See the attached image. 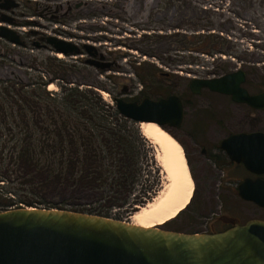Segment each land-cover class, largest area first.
<instances>
[{
	"label": "rangeland",
	"instance_id": "rangeland-1",
	"mask_svg": "<svg viewBox=\"0 0 264 264\" xmlns=\"http://www.w3.org/2000/svg\"><path fill=\"white\" fill-rule=\"evenodd\" d=\"M143 2L145 6L140 8ZM143 2L141 0L84 2L94 7V18L87 22L94 27L91 35L101 38L97 39V42L100 40L103 43V51L114 53L108 57V60L116 61L119 64V70L101 72L80 63L76 64L75 69L68 66H65L66 69H56L52 66L54 69L49 67L44 70L45 66L41 63L53 56L48 52L34 49L32 53L28 49L25 52L28 55H21L20 53L24 52L20 48H16L20 52L14 56L16 63L11 60L1 63L14 69L17 74L13 77L23 82L36 85L43 81L44 85L54 84L55 91H48L47 85L43 87V90L49 94L48 98L56 99V104L61 102L69 89H78L83 92L86 96L83 100L89 99L92 103L96 102V99L91 92H95L100 96L103 104L111 107H114L113 97L120 96L122 87L129 89L121 96L124 100L135 97H140L141 100L143 96L154 100L168 94L172 89L185 95L191 79L218 77L238 68L247 72L245 87L251 93L264 90V7L262 3L256 2L253 6L252 2L244 7L241 0H144ZM113 3H121L126 9L120 12L123 19L110 14L109 11L114 9ZM137 12L141 18L136 16ZM87 30V28L84 31L81 30L83 34L80 33V35H87ZM209 33L226 39L228 46L235 54L226 57L220 54L202 55L197 52H188L187 37H199ZM62 61L72 64L70 57ZM18 62H21V66ZM0 66L3 67V65ZM62 67L65 68L64 65ZM47 70L59 72L53 77ZM157 70L167 72L171 77L164 81ZM0 72V78L4 82L11 80L13 82V77L8 75L7 69ZM5 86V83H0V89ZM25 86L27 90L31 88L29 85ZM102 92H106L108 96L104 98ZM1 98H3L2 93L0 101ZM3 108L6 119L2 122L4 114L0 113V159L3 160L0 162V212L5 211L13 203L19 205L26 200L36 203L34 206L40 208L61 206L67 210L76 209V206L69 204L71 202L76 204V195L70 193L71 190L66 191L61 188L53 190L49 187L42 194L40 183H32L31 187L27 178L23 177L22 171H12L9 162L10 153L13 148H18L23 136L14 126V121H18L19 118L15 109L9 107V102H4ZM234 115L252 117L253 130L264 132V110L249 111L242 108ZM129 124L139 130L138 123L131 121ZM162 129L173 136L178 143H180L178 139L184 142L181 133ZM180 145L182 146L181 143ZM182 149L186 160L183 146ZM155 151V147L143 138L139 164L141 171L129 197V204L121 209L110 210L108 218L130 223L131 215L138 210V207L152 199L160 190L163 180L161 170L154 160ZM60 201L65 204L62 206ZM233 201L230 212L240 216L242 222L250 219L264 220L263 209L242 203L238 199ZM101 202L103 201L94 202L92 207H98ZM186 211L187 207L175 219L161 226V229L195 233L193 231L195 229L189 226Z\"/></svg>",
	"mask_w": 264,
	"mask_h": 264
},
{
	"label": "water",
	"instance_id": "water-1",
	"mask_svg": "<svg viewBox=\"0 0 264 264\" xmlns=\"http://www.w3.org/2000/svg\"><path fill=\"white\" fill-rule=\"evenodd\" d=\"M54 44L59 52L73 53L61 40ZM245 82L246 74L238 68L218 77L191 79L189 87L193 92L207 88L234 103L264 110V92L249 94ZM127 92L121 89L113 100L125 119L161 128L181 125L178 96L138 103L121 97ZM221 148L250 172L264 173L263 132L233 134ZM238 195L264 210V181L240 183ZM0 264H264V220L250 219L214 234H188L67 209H8L0 212Z\"/></svg>",
	"mask_w": 264,
	"mask_h": 264
},
{
	"label": "flooded vegetation",
	"instance_id": "flooded-vegetation-1",
	"mask_svg": "<svg viewBox=\"0 0 264 264\" xmlns=\"http://www.w3.org/2000/svg\"><path fill=\"white\" fill-rule=\"evenodd\" d=\"M87 1L0 0V65H3V67L0 66V70L7 69L11 77L17 74L14 69L1 63L8 60L16 63L14 56L20 53L16 48L22 49L24 53H20L21 55H28L25 54L28 49L31 53L33 49L48 52L53 58L48 57L46 61H43L44 63H41L45 66L44 70L53 68L56 61L64 63L71 69H75L76 64L80 63L101 72L119 70L120 67L116 61L108 60V57L114 53L103 51V43L100 40L97 42V39L101 38L91 35L94 27L87 22L94 18V7L84 3ZM143 4L144 2L139 7H144L145 4ZM112 6L114 9L109 11L110 14L123 19L120 12L126 11L124 6L121 3H113ZM136 16L141 18L138 12ZM86 28L87 35L81 36L80 33ZM53 39L64 42L61 44L62 47L72 50L73 53L57 51ZM67 57L72 59V64L62 61ZM45 62L46 65H44ZM105 64H108L109 68L103 70L99 67ZM18 65L21 66V62H18ZM47 72L54 77L59 71L47 70ZM157 73L164 81L171 77L167 72L157 70ZM12 79L13 82L11 79L9 82H4L0 78V82L29 85L31 88L35 86V83L23 82L15 77ZM37 84H44V82ZM46 85L48 87L49 83ZM124 88L126 87L121 89ZM246 90L249 94L264 92L251 93L247 88ZM170 95L178 96L182 103L181 125L178 128L166 125L164 128L174 133H181L184 137V142L177 139L185 149L188 172L193 183V193L186 211L189 226L195 229L193 230L195 233L214 234L236 224L243 225L248 220L242 222L240 216L231 214L230 205L234 199L254 205L239 197L238 186L245 181H264V173H252L241 162L231 160L227 152L221 148V143L233 134L257 132L253 130L252 117L234 115L242 108L249 111L257 110L245 104L234 103L230 96L212 92L207 88H200L197 92H193L189 84L185 95L172 89L168 94L154 100L167 98ZM141 100L135 102L139 103ZM238 125L243 126L239 128ZM28 203H31L30 200L19 205L13 203L7 208H25ZM7 208L5 210H8Z\"/></svg>",
	"mask_w": 264,
	"mask_h": 264
},
{
	"label": "trees",
	"instance_id": "trees-1",
	"mask_svg": "<svg viewBox=\"0 0 264 264\" xmlns=\"http://www.w3.org/2000/svg\"><path fill=\"white\" fill-rule=\"evenodd\" d=\"M241 2L244 7L252 2L253 6L259 2L264 7V0ZM187 40L188 52L226 57L235 54L226 39L212 33L187 37ZM58 63L61 62L56 61L54 66L66 69L63 63ZM245 74L247 76V72ZM5 85L0 89L2 122L6 119L4 102H9V107L14 108L19 117L14 126L23 136L18 148L10 153L12 171H22L31 187L32 183H40V193L49 187L71 190L70 193L76 195V204L69 203L76 206L72 211L108 218L110 210L129 204L141 171L143 148V138L140 131L129 124L131 120L121 116L115 105L103 104L95 92H91L96 99L92 103L89 99L83 100L86 98L83 92L69 89L56 104V99L48 98L49 94L43 90L44 84H37L29 91L23 84ZM139 98L126 101H139ZM98 201L103 202L92 207ZM35 204L31 202L26 206L35 207ZM60 204L65 203L60 201Z\"/></svg>",
	"mask_w": 264,
	"mask_h": 264
},
{
	"label": "bare ground",
	"instance_id": "bare-ground-1",
	"mask_svg": "<svg viewBox=\"0 0 264 264\" xmlns=\"http://www.w3.org/2000/svg\"><path fill=\"white\" fill-rule=\"evenodd\" d=\"M47 89L55 91L56 86L50 84ZM102 95L108 96L106 92ZM139 131L156 149L154 160L161 170L163 183L156 195L131 215L130 223L141 228L161 227L186 209L193 183L182 146L173 136L155 123H139Z\"/></svg>",
	"mask_w": 264,
	"mask_h": 264
}]
</instances>
